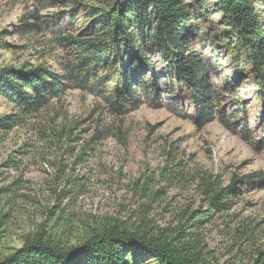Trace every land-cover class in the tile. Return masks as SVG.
I'll use <instances>...</instances> for the list:
<instances>
[{"label":"rangeland","instance_id":"1","mask_svg":"<svg viewBox=\"0 0 264 264\" xmlns=\"http://www.w3.org/2000/svg\"><path fill=\"white\" fill-rule=\"evenodd\" d=\"M253 2L264 30V0ZM185 3L195 34L187 53L208 67L230 116L241 111L236 101L243 104L247 129L226 128L217 116L199 123L187 99L178 100L175 76L156 49L161 108L143 102L120 116L102 97L69 87L24 115L0 96V118L9 124L0 129V258L40 237L76 249L93 231L117 227L189 240L205 264H264L261 94L217 1ZM110 4L0 0V69L63 74L81 50L60 39L100 35ZM249 176L256 183L237 185L228 208L217 212L210 191ZM136 262L158 264L152 254Z\"/></svg>","mask_w":264,"mask_h":264},{"label":"trees","instance_id":"2","mask_svg":"<svg viewBox=\"0 0 264 264\" xmlns=\"http://www.w3.org/2000/svg\"><path fill=\"white\" fill-rule=\"evenodd\" d=\"M216 1L251 65L264 113V30L254 2ZM100 21V35L60 39L61 44L81 50L61 75L43 67L0 69V96L24 115L38 113L69 87L102 97L110 110L120 116L143 102L161 108V103L156 104L160 83L150 53L156 49L175 76L178 100L187 99L199 123L214 121L217 116L226 128L247 129L243 104L236 101L241 111L230 116L227 108L220 105L223 95L210 82L208 67L187 53L195 34L185 0H111L109 11ZM26 27L34 29L33 25ZM102 71L104 75H100ZM231 90L235 96L236 91ZM8 127L6 119L0 118V129ZM255 178H241L229 187L211 190V205L217 212L225 210L236 186L252 185ZM142 254H152L158 264H205L189 240L150 237L117 227L93 231L81 246L72 250L42 237L30 239L12 255L0 258V264H137L136 259ZM130 256L134 258L132 263Z\"/></svg>","mask_w":264,"mask_h":264}]
</instances>
